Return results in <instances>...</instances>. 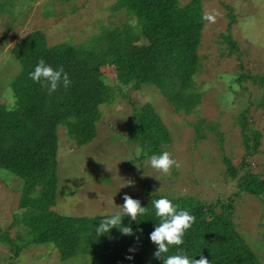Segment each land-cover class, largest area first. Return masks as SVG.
Segmentation results:
<instances>
[{
    "label": "trees",
    "instance_id": "16d2710c",
    "mask_svg": "<svg viewBox=\"0 0 264 264\" xmlns=\"http://www.w3.org/2000/svg\"><path fill=\"white\" fill-rule=\"evenodd\" d=\"M120 7L135 18V33L126 34L123 26L102 27L90 35L87 48L64 41L48 44L43 35L30 33L10 50L19 70L9 83V98L0 102V181L8 182L7 177L20 180L18 206L24 209L20 214L25 218L32 214L25 230L30 223L33 226V243L49 245L57 250L61 259L77 253H90L105 264H163L153 256L157 246L150 240V233L160 223L152 201L167 198L179 206L178 211L187 210L195 221L186 231L183 244L169 246L165 255L183 253L195 259L203 255L211 264H262L237 231L234 220V201L240 193L264 198V169L253 171L246 162L248 154L239 164L227 156L222 158L224 175L234 180L236 188L226 201L217 198L208 202L198 197L173 199L153 193L146 183L147 188L133 198L141 197V206L148 209L147 213L138 216L137 221H132L129 216L122 220L124 225L134 230L133 235H123L113 227L109 233L98 236L97 225L105 218L102 214H60L51 209L58 201L57 196L62 195L57 188L60 128L78 147L91 142L102 123V104L114 103L118 94L128 95L121 90L122 85L138 87L142 83H153V78L165 73L179 74V92L175 95L162 91L177 112L189 111L200 102L201 93L192 87L201 66L197 47L201 25L205 23L200 0L185 3L180 0H116L114 8ZM227 9L230 24L234 18L231 7ZM140 33L147 36L148 42L133 45V40ZM221 38L227 43L228 55L238 50L228 31L221 33ZM41 59L54 69L63 67L71 84L65 88L61 82L57 90L49 94L48 88L42 86L46 81H33L29 73ZM106 65L114 68L116 78L113 85L103 81L101 68ZM234 78L237 81L251 79L259 84L263 81L260 75L249 73H238ZM259 95L257 93L255 98ZM253 102L249 100L244 105L238 118L242 143L247 150L251 148L249 142L252 140L253 148L257 147L261 135L253 128H249L250 135L245 132L248 129V105ZM262 105L264 107V101ZM127 123V135L138 140L143 149L138 159L165 151L173 155L171 132L156 110L136 107ZM194 126L191 130H196V138L207 137L203 133L204 128L222 137L217 123H205L206 127L202 124ZM115 213L118 212L106 215ZM16 215L13 214L11 225ZM22 234L16 233V238L3 234L0 241L9 243L17 254V250L25 248V245L17 243ZM261 239L264 243V232Z\"/></svg>",
    "mask_w": 264,
    "mask_h": 264
},
{
    "label": "rangeland",
    "instance_id": "374dc122",
    "mask_svg": "<svg viewBox=\"0 0 264 264\" xmlns=\"http://www.w3.org/2000/svg\"><path fill=\"white\" fill-rule=\"evenodd\" d=\"M115 1L0 0V102L9 98V83L19 70L10 50L27 34L39 33L48 44L64 41L87 48L90 35L102 27L123 26L126 34L135 33V18L123 7L114 8ZM227 7H231L234 18L230 24ZM200 8L203 17L208 12L219 13L215 23L205 20L201 25L197 47L201 66L192 86L201 93L200 102L189 111L177 112L162 91L176 95L181 87L179 74L165 73L153 78V83L138 87L122 85L121 90L128 95L117 93L114 103L102 104V123L91 142L78 147L60 128L57 188L62 195L57 196L58 201L51 209L60 214L90 216L121 212L124 194L134 197L147 188L146 183L153 193L173 199L198 197L208 202L217 198L226 201L236 188L234 180L224 175L223 156L239 164L248 154L246 162L253 171L264 169V0H200ZM227 31L238 46L229 55L227 43L221 38V33ZM146 37L142 33L136 35L133 45L147 43ZM101 71L104 83L113 85L116 78L113 66H103ZM238 73L260 75L263 81L261 84L251 79L237 81L234 77ZM257 93L260 95L255 98ZM249 100L254 104L248 105L245 132L253 128L261 135L257 147L253 148L252 140L247 150L242 143L238 118ZM142 106L156 110L171 132V156L181 166L173 167L170 174L152 168L149 157L138 159L137 149L143 152L142 146L127 135V120L134 108ZM208 122L218 124L221 138L206 128L203 133L207 137L196 138L192 126L206 127ZM7 180L0 181V236L16 238V233L22 232L23 237L17 243L25 248L16 254L9 243L0 241V264H105L90 253L61 259L56 249L33 243V226L29 223L30 229L25 230L32 214L23 217L20 213L24 209L18 206L20 180L17 177ZM134 199L141 201L140 196ZM263 204L264 198L245 193H240L234 201L236 229L262 264ZM14 213L17 218L11 225Z\"/></svg>",
    "mask_w": 264,
    "mask_h": 264
},
{
    "label": "clouds",
    "instance_id": "9594fccd",
    "mask_svg": "<svg viewBox=\"0 0 264 264\" xmlns=\"http://www.w3.org/2000/svg\"><path fill=\"white\" fill-rule=\"evenodd\" d=\"M218 12L205 13L203 19L215 23ZM33 81H46L42 86L47 87L49 94L56 91L60 83L67 88L71 84L68 73L63 67L58 70L47 65L41 59L33 72L29 73ZM137 155H140V149H137ZM150 166L164 174H170L173 167L179 168L181 163L171 156L167 151L160 155H152L149 160ZM156 177V176H155ZM159 179V177H156ZM124 186V185H122ZM121 186V187H122ZM122 212L113 215L102 214L105 218L97 225V235L109 233L113 227L120 230L123 235H133L134 230L130 226L122 223L124 216H129L132 221H137V217L145 215L148 211L146 207L141 206L139 199H134L127 193L123 196ZM155 208V215L159 217L160 223L150 233V240L157 246L153 256L163 261V264H211L208 258L201 255L199 259L189 258L186 254L178 253L175 255H165L169 252V246H180L184 242L186 231L191 228L195 217L187 210H179L178 205L167 198H160L152 201ZM137 231L142 232V229ZM139 239V237H137ZM131 257H129L130 259Z\"/></svg>",
    "mask_w": 264,
    "mask_h": 264
}]
</instances>
